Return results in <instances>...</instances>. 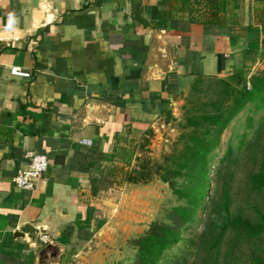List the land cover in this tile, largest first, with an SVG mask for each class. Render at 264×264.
Listing matches in <instances>:
<instances>
[{
  "label": "crops",
  "instance_id": "crops-1",
  "mask_svg": "<svg viewBox=\"0 0 264 264\" xmlns=\"http://www.w3.org/2000/svg\"><path fill=\"white\" fill-rule=\"evenodd\" d=\"M254 5L240 0L223 28L205 23L204 0H0V264H41L24 223L63 246L43 264L74 261L120 142L179 120L199 76L262 67ZM31 153L49 160L32 190L13 182Z\"/></svg>",
  "mask_w": 264,
  "mask_h": 264
},
{
  "label": "rangeland",
  "instance_id": "rangeland-1",
  "mask_svg": "<svg viewBox=\"0 0 264 264\" xmlns=\"http://www.w3.org/2000/svg\"><path fill=\"white\" fill-rule=\"evenodd\" d=\"M202 89L194 96L188 93L187 97L205 101L209 91ZM181 112L179 120L159 121L145 135L120 142L115 163L106 171L110 186L101 190L103 209L98 214L99 227L89 240L74 245L73 253L78 254L71 264H136L137 240L151 224L173 223L169 212L181 202L168 184L159 179L156 168L181 133L183 109ZM263 146L264 104L257 108L256 103H250L229 123L219 145L210 154L204 201L161 264H202L206 239L210 237L205 230L211 218H216L226 191L232 213L240 211L254 220L256 212L252 205L264 211V194L251 192L247 184L250 172L257 168ZM253 250L264 259V236L258 244L241 246L236 263L252 264L246 254Z\"/></svg>",
  "mask_w": 264,
  "mask_h": 264
},
{
  "label": "trees",
  "instance_id": "trees-1",
  "mask_svg": "<svg viewBox=\"0 0 264 264\" xmlns=\"http://www.w3.org/2000/svg\"><path fill=\"white\" fill-rule=\"evenodd\" d=\"M252 1L254 21L264 26V0ZM204 6L205 23L223 28L237 25L240 0H204ZM253 54L262 62V67L253 73L245 69L225 78L199 76L190 85L191 96L205 87L209 91L207 99L186 96L182 107L184 120L179 124L181 133L156 168L159 179L168 184L181 203L169 212L172 224L153 222L137 240L136 264H161L165 253L179 242L182 229L193 222L204 201L209 184V156L219 145L224 130L248 104L256 103L257 108L264 104V45ZM247 184L251 192L264 194V146ZM230 206L226 191L216 218H211L205 230L210 237L206 239L202 264H237L241 246L263 241L264 211L252 205L256 212L253 220L240 211L232 213ZM246 256L252 264H264L263 256L255 250Z\"/></svg>",
  "mask_w": 264,
  "mask_h": 264
},
{
  "label": "built area",
  "instance_id": "built-area-1",
  "mask_svg": "<svg viewBox=\"0 0 264 264\" xmlns=\"http://www.w3.org/2000/svg\"><path fill=\"white\" fill-rule=\"evenodd\" d=\"M12 72L24 76L29 75L28 73L20 72L17 68H14ZM29 159L28 165L24 169L19 170L13 177V182L20 188L32 190L36 187V182L40 176L48 169L49 160L45 154L41 153H31L29 154ZM40 240L46 244L50 241V238L46 233H42Z\"/></svg>",
  "mask_w": 264,
  "mask_h": 264
},
{
  "label": "water",
  "instance_id": "water-1",
  "mask_svg": "<svg viewBox=\"0 0 264 264\" xmlns=\"http://www.w3.org/2000/svg\"><path fill=\"white\" fill-rule=\"evenodd\" d=\"M17 235L28 236L32 243L38 244L41 247L38 254L39 262L41 264L46 263L48 259H51V263L59 261L63 246L54 240H50L46 244L40 241V230L37 226L31 223H24L18 228Z\"/></svg>",
  "mask_w": 264,
  "mask_h": 264
},
{
  "label": "clouds",
  "instance_id": "clouds-1",
  "mask_svg": "<svg viewBox=\"0 0 264 264\" xmlns=\"http://www.w3.org/2000/svg\"><path fill=\"white\" fill-rule=\"evenodd\" d=\"M15 22H16V19H15L14 14L9 12L7 16V24L5 25L6 30H13Z\"/></svg>",
  "mask_w": 264,
  "mask_h": 264
}]
</instances>
